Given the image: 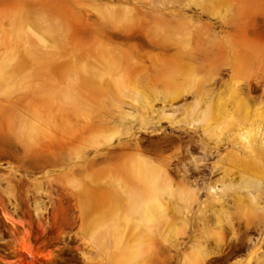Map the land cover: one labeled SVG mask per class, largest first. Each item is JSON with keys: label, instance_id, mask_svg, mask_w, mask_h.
Segmentation results:
<instances>
[{"label": "rangeland", "instance_id": "rangeland-1", "mask_svg": "<svg viewBox=\"0 0 264 264\" xmlns=\"http://www.w3.org/2000/svg\"><path fill=\"white\" fill-rule=\"evenodd\" d=\"M252 245L264 0H0V264Z\"/></svg>", "mask_w": 264, "mask_h": 264}, {"label": "flooded vegetation", "instance_id": "flooded-vegetation-1", "mask_svg": "<svg viewBox=\"0 0 264 264\" xmlns=\"http://www.w3.org/2000/svg\"><path fill=\"white\" fill-rule=\"evenodd\" d=\"M220 255L207 264H245L252 253V264H264V246L222 247Z\"/></svg>", "mask_w": 264, "mask_h": 264}]
</instances>
